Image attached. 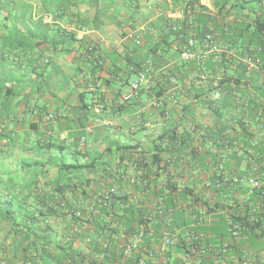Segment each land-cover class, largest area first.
<instances>
[{"label": "crops", "instance_id": "1", "mask_svg": "<svg viewBox=\"0 0 264 264\" xmlns=\"http://www.w3.org/2000/svg\"><path fill=\"white\" fill-rule=\"evenodd\" d=\"M192 1L0 0V261L137 264L123 232L151 216L156 244L175 225L163 205L185 208L192 195L219 206L203 215L205 228L246 211L264 228V196L248 185L256 177L264 191V45L253 30L264 0ZM182 23V34L170 28ZM207 36L230 51L225 71L219 52L195 69L182 64L186 42L203 54ZM249 54L261 62L253 71ZM151 59L182 89L155 78L156 90L123 102L122 81ZM201 64L207 81H191ZM219 174L240 185L205 191ZM254 246L264 256L262 237Z\"/></svg>", "mask_w": 264, "mask_h": 264}, {"label": "built area", "instance_id": "2", "mask_svg": "<svg viewBox=\"0 0 264 264\" xmlns=\"http://www.w3.org/2000/svg\"><path fill=\"white\" fill-rule=\"evenodd\" d=\"M207 50L200 54L196 51L195 42L191 39L186 43V49L181 52V60L184 63H190L195 60H205L208 55L212 53H220L225 57L229 56L227 48H220L212 40V36L205 37ZM140 45V41L137 42ZM92 51V49H91ZM99 55V51H95ZM101 63V62H100ZM245 68L248 71L255 70L260 64V60L254 55H247L245 58ZM153 69L152 66L145 65L142 69L137 71V77L129 84V91L123 96L124 101L131 102L134 100L141 91H150L153 88ZM207 73L204 68H200L197 72L193 73L190 77L191 81L204 82L207 81ZM169 84L177 90L182 89L184 83L176 75H169ZM160 100V99H159ZM162 100V98H161ZM157 105H160L158 103ZM101 107H99V110ZM56 115L49 113L46 116L47 121H55ZM103 125H108L106 121L101 122ZM229 182L237 183L236 179H230L221 176L217 179L215 187L220 188ZM251 188L259 189L260 182L255 178L248 181ZM209 186V185H208ZM115 194V189L108 190L104 196V205L109 206V202ZM264 196V192H262ZM198 226L203 222L202 219L197 218ZM228 237L219 238L215 242L211 241L208 245L205 244L206 236L203 234L194 235V233L168 232L165 231L158 237V242L155 244L154 240L148 241L149 229L147 226L141 225L129 239L127 238L124 248L125 254L128 256L131 253L142 254V258L138 264H147V262L155 261L154 258L157 254L165 255L162 259V264H264V256H261L257 249H252L248 238L244 233L239 223L232 220H227ZM152 236V235H151ZM153 238V236H152ZM210 239V237L208 238ZM207 239V240H208ZM211 240V239H210ZM244 244V245H243ZM185 246V247H183ZM174 249L182 252V255H172L167 258L169 249ZM177 259V260H176ZM0 264H6L0 261Z\"/></svg>", "mask_w": 264, "mask_h": 264}, {"label": "trees", "instance_id": "3", "mask_svg": "<svg viewBox=\"0 0 264 264\" xmlns=\"http://www.w3.org/2000/svg\"><path fill=\"white\" fill-rule=\"evenodd\" d=\"M195 3H196V1H194V0L191 2L192 5H194ZM170 28L179 31L178 33L179 34H182L181 31H182V29H185L186 28V23H182L181 26H177V25L170 26ZM253 30H254L255 33H258L259 34V36H258V42H260V45H264V23L257 20L255 22V25H254ZM182 41L183 40H181V42ZM158 46H159V44L153 45V48L150 50L152 54L155 55L157 53L158 49H155V48H157ZM91 49H92V51H91ZM97 50H98L97 48H90L89 51H87V52H89L88 59L92 63H94L96 65V67L99 68L102 65V61H101V56L95 54V51H97ZM223 57H222V68L225 71L224 62H225L226 59L229 58V56L228 57L223 56ZM246 57L247 56H245V58ZM153 59H151V64H150L151 66H153V61H154ZM196 61H198V60H195V61L190 62V63H184V62H182V64L183 65L191 64L190 66H192V65H194L192 63H194ZM201 62H202V60H201ZM201 66H202V64L200 65L199 69L200 68H203ZM192 67H194V69H195L196 65H194ZM153 68L154 67H152V69ZM140 69H142V66L138 65L136 67V70H132L133 72H130L128 74V76L122 81V85H129L128 82L130 80V77L132 75H135V78H136L137 77V71H139ZM198 70L193 71V73L197 72ZM171 74L176 75L175 72L172 71V70H170V69H161V70L155 72V68H154L153 69V76H154L153 80L155 78L156 79H161L164 83L166 81V83L169 85V75H171ZM207 77H208V74H207ZM158 84L159 83H157L155 85L153 84V88L150 91H141V93L135 99H137L144 92H152L154 89L156 90V88L158 87ZM94 93H96V92H94ZM83 96H84V94H81V97H83ZM134 100H132L131 102H133ZM101 101H103V100H101ZM123 102L130 103V102H126V101H123ZM221 176H224V175H222V174L220 175L219 174V176H218L217 179H219ZM217 179H215V182L214 183L213 182H208L207 184H205V186H204L205 189H206L205 191H208L210 193L217 194V193L224 192L227 189H230L231 188L230 187L231 185H240V180L239 179H236L237 180V183H235V182H229V184H226V185H224V186H222L220 188H216L215 187V184H216ZM231 179L233 180V178H231ZM169 189H170V193H169L170 195H172L173 192H177L178 191L177 188L175 186H173V185H170L169 186ZM252 189L254 190L253 191L254 193H256V191L259 190L261 192V195H263L262 192H264V191H263L262 187H260L259 189H256V188H252ZM105 194L103 195V198H102L103 200H104ZM183 202H185V201H183ZM103 203H104V201H103ZM186 203H187V206L185 208L183 207L184 209L183 208H179L178 206L175 205V199H172L170 203L167 202L166 205H163L162 213L165 214V209L166 210L169 209L168 211H170L171 213L174 214V224L175 225L173 226V225L170 224V226L168 228V232H178V231L175 230V229H178L179 228V225H177V223H178V221L183 220L184 225H186V226H189V225L192 224L191 225L192 228L190 227V229L187 232H190L192 234L194 233V235L203 234V235L206 236L205 244H207V245L211 241H213V240L208 239L209 237L210 238L211 237H216L215 240H217L219 238L221 239V238H224V237H228L227 221L225 223V220L224 219L221 220L222 223L218 226V229L205 228L204 225H203L204 224L203 222L201 224H199V226H198L197 218H200V219L204 220V218H203V215L204 214H209V213L216 212V209L219 207L217 204H214L213 205V204H211V202L209 200H206L204 197H200L199 195H196V196H193L192 195L191 198ZM201 203H203L204 205H202ZM105 207H106V209H109L110 206H105ZM183 214L189 215V217L186 219L183 216ZM150 217L151 216H147V217L144 218L143 217V214L140 213V218H139V221L140 222H139V225L138 226H135L134 228L133 227L128 228V231H125L123 233L126 235V237H131L133 235V233L141 225H144V226H147L148 227L146 221L150 220V219H148ZM229 217L230 218H228L226 220H229L230 219V220H232L235 223H239L241 225L242 229H244V233H245V235L248 238V242L251 244V248L258 250V248L256 246H254V243H255V241H256L257 238L262 237L264 239V228H263V225H262L261 221L256 218L255 214L254 213H248L246 211V212H243V213L229 214ZM79 218L80 217H76L75 220H78ZM129 231H131V232H129ZM147 233L148 234H151L150 231L147 232ZM181 234L184 235V233H181ZM152 235H153V233H152ZM153 237H155V236H153ZM183 247H185V246H183ZM181 250L182 249H180L179 251L174 250L173 248L172 249H169L168 250V255H166V257L167 258H171L172 255H175V256L178 257V256L182 255V252H180ZM129 256H132L133 260H136L137 264L139 263V260L142 258V254H136V253H131V254H129ZM162 259H165V255L162 256L160 254H157L155 256V258H154L155 261H153V262L152 261L151 262H147V264H162Z\"/></svg>", "mask_w": 264, "mask_h": 264}, {"label": "rangeland", "instance_id": "4", "mask_svg": "<svg viewBox=\"0 0 264 264\" xmlns=\"http://www.w3.org/2000/svg\"><path fill=\"white\" fill-rule=\"evenodd\" d=\"M58 91H60V90H58Z\"/></svg>", "mask_w": 264, "mask_h": 264}]
</instances>
